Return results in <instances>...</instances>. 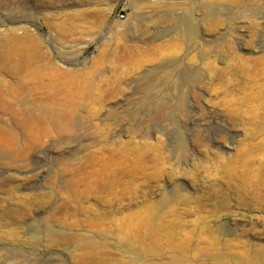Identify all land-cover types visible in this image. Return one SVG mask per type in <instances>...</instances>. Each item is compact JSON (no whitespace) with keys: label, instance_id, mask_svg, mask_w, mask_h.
<instances>
[{"label":"rangeland","instance_id":"obj_1","mask_svg":"<svg viewBox=\"0 0 264 264\" xmlns=\"http://www.w3.org/2000/svg\"><path fill=\"white\" fill-rule=\"evenodd\" d=\"M8 50L0 264H264V0H0Z\"/></svg>","mask_w":264,"mask_h":264},{"label":"bare ground","instance_id":"obj_2","mask_svg":"<svg viewBox=\"0 0 264 264\" xmlns=\"http://www.w3.org/2000/svg\"><path fill=\"white\" fill-rule=\"evenodd\" d=\"M0 63L2 65V73L0 75V118L6 121L8 116L14 112L15 106L22 101V95L19 90L15 88L11 80L17 78L19 81L21 75L27 70L26 61L14 54L13 51L8 50L0 54ZM49 115L51 120L58 123L69 122L71 114L67 111L58 113L50 109ZM1 133V129H0ZM10 141L6 136L0 137V150L8 149ZM12 215V214H11Z\"/></svg>","mask_w":264,"mask_h":264},{"label":"built area","instance_id":"obj_3","mask_svg":"<svg viewBox=\"0 0 264 264\" xmlns=\"http://www.w3.org/2000/svg\"><path fill=\"white\" fill-rule=\"evenodd\" d=\"M119 18L122 20V19H125V14H120L119 15Z\"/></svg>","mask_w":264,"mask_h":264}]
</instances>
